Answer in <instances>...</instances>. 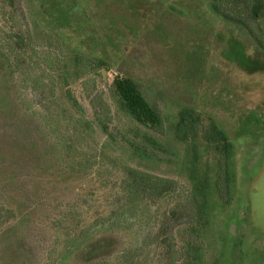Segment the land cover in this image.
<instances>
[{"label": "rangeland", "instance_id": "rangeland-1", "mask_svg": "<svg viewBox=\"0 0 264 264\" xmlns=\"http://www.w3.org/2000/svg\"><path fill=\"white\" fill-rule=\"evenodd\" d=\"M26 23L36 43L12 49L7 37ZM259 27L261 43L207 0L0 1V264L168 263L154 238L189 190L186 147L171 132L185 106L211 115L235 148L237 193L213 221L218 264H264V14ZM76 52L106 65L63 88ZM121 76L139 84L161 127L118 108ZM124 169L177 189L123 212Z\"/></svg>", "mask_w": 264, "mask_h": 264}, {"label": "trees", "instance_id": "trees-1", "mask_svg": "<svg viewBox=\"0 0 264 264\" xmlns=\"http://www.w3.org/2000/svg\"><path fill=\"white\" fill-rule=\"evenodd\" d=\"M0 1L14 3L18 0ZM207 1L224 20L238 24L261 43L256 30L260 29L259 20L264 14V0ZM24 18L27 19L25 16ZM250 22L254 24L251 25ZM26 25L24 34L6 36L12 49L20 47L24 39L30 45L36 43L33 40L31 24L26 23ZM43 35L44 40H50L51 45L58 47L55 44L58 40L55 35L48 32H43ZM68 55L60 53V58H67ZM0 57L6 61L1 52ZM71 62L74 63L72 70L68 71L64 78L60 77L63 88L73 86L80 73L88 72L89 68L93 71L106 65L100 58L89 59L87 62L80 52L73 54ZM6 63H8L7 75L11 76L12 68L8 59ZM71 75H74L73 79ZM111 86L118 108L127 116L148 130H156L162 126L163 117L147 99L136 81L121 76L115 78ZM171 132L174 140L183 143L186 147L189 157V190L182 203L175 205L176 210L173 208L166 211L158 219L154 239L169 258L167 263L164 254L158 263L174 264L179 259L181 264H218L220 255L217 254L219 250L213 221L216 213L225 210L237 193L238 177L234 145L211 115H204L188 106L181 108L176 114ZM146 135H144L146 144L160 146L157 140ZM124 171L127 180L123 181L121 188L123 192L120 191L121 196L118 197V200L122 197L124 206L128 207V209L122 207L123 212H128L133 202L146 197L150 199L163 195L168 197L177 189L176 181L171 179L135 169H124ZM181 218L185 223H179ZM94 238L93 235L90 236L89 242ZM176 245L180 246L181 255L178 251H174Z\"/></svg>", "mask_w": 264, "mask_h": 264}]
</instances>
